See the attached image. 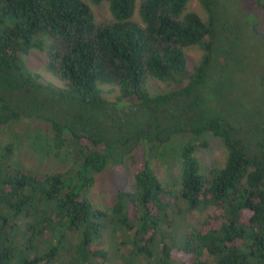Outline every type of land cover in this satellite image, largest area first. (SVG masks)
Masks as SVG:
<instances>
[{
  "label": "trees",
  "instance_id": "1",
  "mask_svg": "<svg viewBox=\"0 0 264 264\" xmlns=\"http://www.w3.org/2000/svg\"><path fill=\"white\" fill-rule=\"evenodd\" d=\"M188 1L0 0V126L46 123L47 151L67 162L40 171L0 145V264H264V120L234 92L223 95L235 111L224 126L204 118L226 35L212 0H197L205 18ZM99 3L109 16L96 20ZM31 51L58 84L28 68ZM147 80L174 87L150 94ZM205 131L221 140V165H199ZM181 132L197 141L179 147L178 175L165 186L150 162ZM126 161L131 188L94 205L85 193L94 176Z\"/></svg>",
  "mask_w": 264,
  "mask_h": 264
},
{
  "label": "rangeland",
  "instance_id": "2",
  "mask_svg": "<svg viewBox=\"0 0 264 264\" xmlns=\"http://www.w3.org/2000/svg\"><path fill=\"white\" fill-rule=\"evenodd\" d=\"M264 3V0H262ZM96 20L105 19L109 12L104 3L92 4ZM186 11H194L205 18V12L197 0H189ZM212 14L216 25L225 31L221 47L225 48L224 58L212 66V78L203 89L204 115L224 126V122L234 112L226 105L227 92H234L237 100L253 101L252 118L264 120V8L256 0H212ZM199 50L190 47L186 50L187 66L196 64ZM42 52L31 51L26 56L28 68L38 72L42 80L58 84L57 80L44 71ZM146 88L150 94L174 87L156 80H147ZM103 97L113 100L117 91L102 87ZM135 99L130 98L129 103ZM255 101L259 103L256 106ZM227 108V109H226ZM236 110V109H235ZM48 125L33 119H19L0 126V145L10 142L13 146V159L17 164L40 171H63L67 167L66 157L52 155L47 151L46 139ZM199 139L206 142V147L198 149L196 156L201 168L208 165H221L225 152L219 137L205 131ZM197 141L189 132L172 135L163 145L157 156L151 160V167L157 178L165 186H172L179 172L177 157L179 147L187 141ZM133 169L128 161L117 170L104 169L97 173L85 190L90 201L100 207H107L113 200L117 188L129 189L132 185ZM191 215L190 213L187 216ZM193 214V217H197ZM203 217V213H199ZM194 223V222H192Z\"/></svg>",
  "mask_w": 264,
  "mask_h": 264
}]
</instances>
